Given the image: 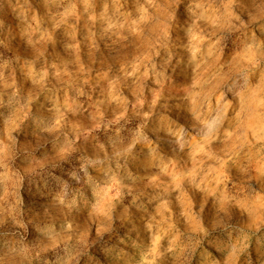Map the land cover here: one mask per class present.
I'll use <instances>...</instances> for the list:
<instances>
[{"label": "rangeland", "instance_id": "rangeland-1", "mask_svg": "<svg viewBox=\"0 0 264 264\" xmlns=\"http://www.w3.org/2000/svg\"><path fill=\"white\" fill-rule=\"evenodd\" d=\"M0 264H264V0H0Z\"/></svg>", "mask_w": 264, "mask_h": 264}]
</instances>
